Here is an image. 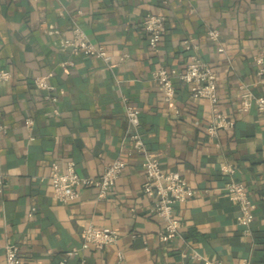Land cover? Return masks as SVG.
Returning a JSON list of instances; mask_svg holds the SVG:
<instances>
[{
	"label": "crops",
	"instance_id": "obj_1",
	"mask_svg": "<svg viewBox=\"0 0 264 264\" xmlns=\"http://www.w3.org/2000/svg\"><path fill=\"white\" fill-rule=\"evenodd\" d=\"M147 13L164 19L157 53L140 29ZM73 24L116 65L109 70L98 58L71 56L63 40ZM211 29L219 32L221 53L207 40ZM185 38L215 71L218 109L233 121L215 139L205 133L212 121L205 100L192 99L174 81L177 114L171 113L151 80L160 66L183 67ZM262 45L264 0H0V70L10 73L0 82V124L6 126L0 132V264L8 244L19 247L21 264H53L71 250L76 255L68 264H203L199 258L264 264V112L254 106L236 112L242 86L262 93L252 59ZM35 77H47L55 102L34 88ZM122 98L138 110V131L160 168L178 172L193 190L174 205L180 229L166 245L157 237L155 196L142 191ZM115 158L126 165L105 199L93 187L79 188L66 204L54 197L52 164L63 170L73 162L79 176L96 177ZM222 166L235 168L231 178ZM230 179L246 187L255 206L248 226L237 223L238 205L224 189ZM88 226L114 230L116 242L81 248Z\"/></svg>",
	"mask_w": 264,
	"mask_h": 264
},
{
	"label": "built area",
	"instance_id": "obj_2",
	"mask_svg": "<svg viewBox=\"0 0 264 264\" xmlns=\"http://www.w3.org/2000/svg\"><path fill=\"white\" fill-rule=\"evenodd\" d=\"M140 29L144 34L148 49L153 53H157L161 37L165 31L164 19L152 13H147L140 22ZM206 37L211 44L216 45L217 52H223L219 44L218 30H207ZM182 46L188 52L183 67L181 69H168L160 66L151 73V80L158 86L162 95V102L167 111L171 113L177 114L174 106V81L185 84L192 99L205 100L209 104L212 113V121L205 127V133L209 138L215 139L219 130L230 129L233 126V121L226 118L218 109L216 73L208 63L201 60L198 55V47L192 38L182 40ZM63 47L71 56L82 55L98 58L109 70L113 65H116L105 48L91 42L77 24L72 25L70 37L63 40ZM125 58L126 56L124 55L117 62H121ZM252 59L255 66V83L261 86L262 93L259 96H254L245 86H242L240 103L236 109L238 114L248 112L251 106H254L260 113L264 112V45L259 48ZM9 79L10 73L1 69L0 82H7ZM32 83L34 88L44 92L45 100L51 103L56 101L53 95L54 88L48 83L47 77H35ZM122 100L125 103V98H122ZM53 113L57 114V111L54 110ZM124 116L127 124L126 136L131 141L133 150L139 155L141 160L144 175L142 191L146 195L155 196L152 201L153 216L161 223V230L157 234L158 241L166 245L179 234L180 221L174 213V205L185 202L192 196L193 190L178 172L163 171L155 155L147 150L138 131V110L125 103ZM24 125L29 132L32 120L26 118ZM5 129L6 126L0 124V132H4ZM29 139H32V137L29 136ZM125 165L122 159L115 158L106 164L98 176L81 177L76 173L73 162L66 163L63 170H60L57 164H52L49 181L53 195L59 202L66 204L78 197L77 190L79 188L93 187L97 190L96 198L98 200L105 199L111 194L113 185ZM234 170L233 166H222V171L230 178L234 174ZM2 185V176L0 175V191ZM224 189L228 197L238 205L239 215L237 223L248 226L253 220L255 206L248 195L246 187L242 183L230 179ZM80 238L81 248L104 249L116 242L117 235L114 230L109 228L96 229L88 226L82 230ZM75 255L76 250L68 251L53 264H68V261ZM190 258L199 257L197 254L192 253ZM121 259L122 255L119 253L118 260ZM199 259L202 260L203 264H223L221 261ZM4 264H21V256L17 244L4 246ZM80 264H84V261L81 260ZM234 264H249V261L241 259Z\"/></svg>",
	"mask_w": 264,
	"mask_h": 264
}]
</instances>
